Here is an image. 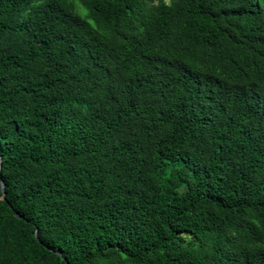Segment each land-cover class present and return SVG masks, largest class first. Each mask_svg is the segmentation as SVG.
<instances>
[{
  "label": "trees",
  "instance_id": "obj_1",
  "mask_svg": "<svg viewBox=\"0 0 264 264\" xmlns=\"http://www.w3.org/2000/svg\"><path fill=\"white\" fill-rule=\"evenodd\" d=\"M0 155V264H264V0H0Z\"/></svg>",
  "mask_w": 264,
  "mask_h": 264
},
{
  "label": "water",
  "instance_id": "obj_2",
  "mask_svg": "<svg viewBox=\"0 0 264 264\" xmlns=\"http://www.w3.org/2000/svg\"><path fill=\"white\" fill-rule=\"evenodd\" d=\"M2 162H3V158H2V155H0V168H1V166H2ZM5 186H6V184H5V181L3 180L2 181V191H3V196H5ZM16 215L18 216V217H22V215H20L18 212H16ZM36 235L38 236V234L36 233ZM61 254V253H60Z\"/></svg>",
  "mask_w": 264,
  "mask_h": 264
},
{
  "label": "rangeland",
  "instance_id": "obj_3",
  "mask_svg": "<svg viewBox=\"0 0 264 264\" xmlns=\"http://www.w3.org/2000/svg\"><path fill=\"white\" fill-rule=\"evenodd\" d=\"M87 14V11L85 10V9H83V11H82V15H86Z\"/></svg>",
  "mask_w": 264,
  "mask_h": 264
}]
</instances>
